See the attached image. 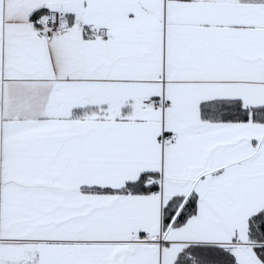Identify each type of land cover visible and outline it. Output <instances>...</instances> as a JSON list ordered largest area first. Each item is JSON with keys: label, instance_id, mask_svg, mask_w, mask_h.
<instances>
[{"label": "snow or ice", "instance_id": "1", "mask_svg": "<svg viewBox=\"0 0 264 264\" xmlns=\"http://www.w3.org/2000/svg\"><path fill=\"white\" fill-rule=\"evenodd\" d=\"M0 264H264V0H0Z\"/></svg>", "mask_w": 264, "mask_h": 264}]
</instances>
